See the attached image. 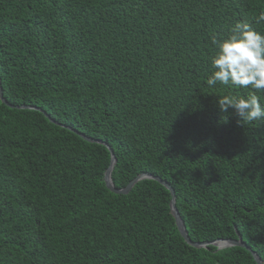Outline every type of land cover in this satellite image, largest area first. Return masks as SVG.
<instances>
[{
  "label": "trees",
  "instance_id": "16d2710c",
  "mask_svg": "<svg viewBox=\"0 0 264 264\" xmlns=\"http://www.w3.org/2000/svg\"><path fill=\"white\" fill-rule=\"evenodd\" d=\"M264 0H0V264H264V121L206 79ZM264 95V93H259ZM34 107V109H14ZM52 121L60 124L57 125ZM74 130V131H73Z\"/></svg>",
  "mask_w": 264,
  "mask_h": 264
},
{
  "label": "clouds",
  "instance_id": "9594fccd",
  "mask_svg": "<svg viewBox=\"0 0 264 264\" xmlns=\"http://www.w3.org/2000/svg\"><path fill=\"white\" fill-rule=\"evenodd\" d=\"M264 22V11L255 18V23ZM215 54L211 59L213 71L206 79L209 87L217 84L249 90V94H227L217 99L221 113H232L237 124L264 121V33L244 21H238L230 35L218 39L212 37Z\"/></svg>",
  "mask_w": 264,
  "mask_h": 264
},
{
  "label": "water",
  "instance_id": "95a60500",
  "mask_svg": "<svg viewBox=\"0 0 264 264\" xmlns=\"http://www.w3.org/2000/svg\"><path fill=\"white\" fill-rule=\"evenodd\" d=\"M0 98H1V100L4 103L8 104L6 102V100H5V98H4V94H3V90H2V86H1V79H0ZM11 107L14 108V109H29V110L34 109V110H39L38 108L28 107V106H22V107L11 106ZM52 122L56 123L54 121H52ZM56 124L60 125L58 123H56ZM74 132L77 135L81 136L83 139H85L88 142L99 143V144L105 145V146H107L109 148V150L111 152V155H112V161L110 163L109 168L106 170V173H105V176H104V180H105L107 188L111 192H113L115 194H124V195H126V194H129L132 191V189L134 188V186L137 183H139V182H141L143 180L149 179V180L156 181V182L160 183L161 185H163L168 191H170L171 196H172V201H171V204H170L171 213H172V215H173V217L175 219L176 225L178 227V230H179L181 236L185 239V241L189 245H191L192 247L197 248V249H207L209 246H215V247L218 248V250H222V249H225V248H231V247L246 248L252 254V256L254 257V259L257 262V264H263L261 258L255 252H253L252 249H250L243 242L241 237H239L238 240H220V241H216L214 243H194V242H192V240L190 239L189 234L187 232V229L185 227L184 221H183L182 217L180 216L179 211H178L177 206H176V193H175V190L166 181H163L159 177L143 174V175L138 176L136 179H134L126 188L121 189V190L117 189L114 186V183H113V180H112V174H113L114 168H115V166L117 164V158H116V156L114 154V151L106 143L90 139V138L86 137L85 135L79 133L78 131H74Z\"/></svg>",
  "mask_w": 264,
  "mask_h": 264
}]
</instances>
